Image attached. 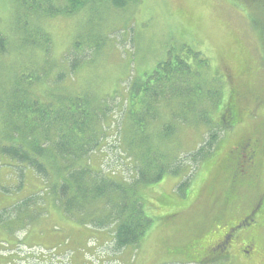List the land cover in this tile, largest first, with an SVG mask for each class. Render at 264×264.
<instances>
[{
    "label": "trees",
    "instance_id": "trees-1",
    "mask_svg": "<svg viewBox=\"0 0 264 264\" xmlns=\"http://www.w3.org/2000/svg\"><path fill=\"white\" fill-rule=\"evenodd\" d=\"M101 1L113 3L115 8L123 9L131 0H14L16 13L19 15L14 29L26 33L33 26L32 22L40 21V24L60 15L73 16L90 3ZM257 2L263 10V26L259 38L264 41V0H251L250 3ZM33 29L41 34V38L26 37L24 41L20 37L18 48L25 51L28 45V50L38 49L40 55L48 57L50 33L43 31L40 26ZM23 32L21 33L25 37ZM12 39V34L0 33V178L8 181L19 174L24 184L26 175L30 174L34 179L33 186L39 185L42 189L38 194L32 193L13 204L4 195V192H11L10 187H0V200L8 198L7 201H10L9 206L0 213V226L6 234L16 232L11 227L16 220L23 222L21 228L28 226L24 218L31 217L34 213L32 210L30 213L26 212L30 209L29 203L42 194L41 197L45 198L47 195L46 201H50L51 205H54L52 201L55 202L62 214L76 225L113 231L112 242L116 250L139 247L156 221L177 219L191 207L185 206L180 211L171 210L165 216L162 213L154 217L141 190L159 184L166 175H181L183 166L178 165L181 162L178 163L177 155L183 150V142L179 141L182 137L179 136L175 143L172 140L181 130H193L197 126L191 128L190 125L200 120L208 125L209 135L201 147H198L200 143L196 146L188 144L192 147L187 152L191 154L189 159L192 161L188 169L193 172L191 167L213 162L210 179L203 185L202 192H205L207 198L204 197L203 200L206 207H209L208 200L213 201L215 206L219 205L215 207V228L226 231L233 226H240L234 232L235 237H239L247 228L252 230L256 227L258 234H252V239L262 242L264 236L260 229L264 224V126L259 129L247 126L249 124L245 123L246 109L243 105L245 98L253 100L252 97H255L260 106L264 103L262 95L233 89L230 100L220 114L222 122L217 125L208 108L198 112V101L205 94L203 81L199 82L200 85L195 84L198 90L196 94L173 92L175 85L178 84L175 89L183 87L186 75L193 77L194 74L190 61L177 56L174 60L160 62L144 83L133 81L125 87L127 92L119 95L116 92L113 97L98 99L91 93H82L84 90H74L76 88L72 87L68 89V80L74 77L88 58L92 57L93 60L103 45H90L88 49L91 54L86 56L88 49H82V43L76 40L66 58L67 63L64 66L57 63V69L60 70L58 73L54 74L57 69L52 64L44 73L39 72L38 66L23 68L20 65L15 70L10 69L8 76L3 58L10 54ZM191 53L196 55L195 52ZM197 62L200 63V60L197 59ZM201 63L206 64L203 61ZM167 88L172 92H167ZM209 92H213V88ZM217 92L221 90L217 89ZM116 98L122 99L112 102ZM222 99L223 96L217 103H221ZM182 100L186 102L181 103ZM174 105H178L179 109L174 111ZM166 107H169V115H165ZM117 110L121 115V123L126 121L125 149L122 147L121 150L120 145H117L120 144L118 141L120 142L123 130L120 124L114 135V150L119 152L118 156L129 173V180L120 174L105 172L101 163L104 162L101 159L106 158L104 149L111 144L108 141L109 132L115 128L113 116ZM253 111L257 114L256 108ZM239 125L248 130L237 133L234 143L215 158L219 136L226 128L236 130ZM245 151L257 156L255 163L249 166L251 168H247L249 171L241 168V156ZM190 179L178 184L179 191L186 190ZM241 193L247 196L246 206L237 204L236 198ZM246 211L254 212L253 220L249 216L244 217ZM6 216L8 217L4 218ZM195 219L187 222L185 230L189 237L185 244L199 242L200 230L195 232L194 227L205 220ZM185 244L169 247L168 251L172 250L177 256H181L186 248ZM256 248L257 243H254L248 249L252 254L256 253ZM179 259L185 263L190 261L185 257Z\"/></svg>",
    "mask_w": 264,
    "mask_h": 264
},
{
    "label": "rangeland",
    "instance_id": "rangeland-1",
    "mask_svg": "<svg viewBox=\"0 0 264 264\" xmlns=\"http://www.w3.org/2000/svg\"><path fill=\"white\" fill-rule=\"evenodd\" d=\"M249 1L131 0L123 9L115 8L113 3L101 1L90 3L73 16L60 15L40 24V21L32 22L34 24L31 29L24 33L14 29L19 18L14 0H0V33L13 35L10 54L3 58L5 71L10 76L9 70H15L21 65L23 68L38 66L39 72L44 73L51 64L57 69L59 65L67 63L66 58L76 40L82 43V49H88L90 45L97 46L98 43L103 45L101 51L93 60L92 57L88 58L74 77L68 80V89L72 87L76 88L74 90H84L82 93H91L102 99L113 97L116 92L117 95L127 92L125 87L133 81L144 83L160 62L182 56L190 61L194 74L193 77L186 75L183 87L175 89L177 84L173 92L196 94L198 90L195 84L200 85L199 82L203 81L205 94L198 101V112L208 108L215 123L220 125V114L230 100L233 89L251 91L264 98V41L259 38L263 26V10L259 2L256 4ZM36 26L43 27V31L51 35L48 57L40 55L38 49H35L38 52L28 50V45L25 51L18 48L20 37L24 41L26 37L41 38V34L33 29ZM191 52L196 53L200 63ZM89 54L88 49L86 56ZM202 61L206 64L201 63ZM59 71L57 69L54 74ZM211 88L213 92H209ZM217 89L221 90L222 95ZM166 90L172 92L169 88ZM221 96L222 102L218 104ZM252 98L253 100L245 98L247 103L243 100L246 109L245 123L251 128L259 129L264 126V103L258 106L255 97ZM121 99L116 98L112 102H119ZM186 101L182 100L181 103ZM255 108L257 114L253 111ZM177 109L179 106L174 105L173 110ZM117 111L113 116L115 128L109 132L108 141L111 144L104 149L106 158L103 157L101 160L104 162L101 163L105 172L120 174L129 180V173L118 156L119 152L114 150V135L120 124L123 130L120 142L118 141L120 144L117 145H120L121 150L122 147L125 149L126 121L121 123V115ZM164 112L169 115V107L164 108ZM190 126L198 128L185 129V132L181 130L172 140L175 143L179 136L182 137L179 141L183 142V150L177 155L178 163L181 162L178 165L183 166L181 175H166L159 184L141 190L150 204L152 216L158 217L162 213L165 216L171 210L180 211L185 206H191L184 215L168 222L159 219L148 230L139 247H127L118 251L112 242L113 231L80 227L65 217L55 202L51 200L54 205L47 202V195L44 198L39 194L29 203L30 209L26 212L30 213L32 210L34 213L31 217L24 218L28 223L26 228H21L23 222L16 220L11 224L16 232L8 235L0 226V264H187L179 259L177 253L171 251L168 254V248L181 246L188 241L189 236L185 230L187 222L190 223L195 218L196 221L199 218H211L210 213L209 217L203 209L206 196L202 187L210 179L213 163L212 160L211 164L199 163L191 167L193 172L188 169L192 162L189 159L191 154L187 153L192 147L188 144L196 146L200 143L198 147H201L209 135L208 125L200 120ZM247 130L244 127L236 130L226 128L215 146V158L234 143L237 133ZM187 178H191L188 187L183 192L179 191L178 184ZM33 180L27 174L23 184L21 176L17 174L16 178L8 181L0 178V187H10L11 192L3 191L4 195L16 204L20 199L41 191V186H33ZM8 198L0 200V213L9 206ZM236 199L238 205L246 206L245 193H241ZM209 204L208 200V206ZM260 232L264 236V224ZM256 249L255 260L237 255L236 259L227 264H264V239L262 242L257 241Z\"/></svg>",
    "mask_w": 264,
    "mask_h": 264
},
{
    "label": "flooded vegetation",
    "instance_id": "flooded-vegetation-1",
    "mask_svg": "<svg viewBox=\"0 0 264 264\" xmlns=\"http://www.w3.org/2000/svg\"><path fill=\"white\" fill-rule=\"evenodd\" d=\"M238 128H242L241 125L236 127V129ZM241 157L243 163L241 168L249 171L247 168H251L249 166L255 163L257 156H254L250 151H245V154L242 153ZM240 171L243 172V170ZM209 203V207L206 208V205H203L204 208H202L206 210L208 215L210 213L211 218H204L205 221L197 223L194 227L195 232L198 229L200 230L198 232L199 242H193L194 244L188 242L185 244L186 248L180 257L190 259L187 264H217L221 262H226L227 264L232 262L234 258L236 259L237 255L252 257L251 259L255 260L257 252L251 254L248 248L257 243V241L252 239L254 233L258 234L257 228H252V230L249 228L247 230L244 229L245 231L239 237H235L234 232L236 231V227L239 229L240 226H233L226 231L215 228V207H219V205L216 204L215 206V203L211 200H209ZM252 215H254L253 211H246L244 217L249 216L253 220ZM194 240L198 241V239ZM171 251H168V254H171Z\"/></svg>",
    "mask_w": 264,
    "mask_h": 264
},
{
    "label": "bare ground",
    "instance_id": "bare-ground-1",
    "mask_svg": "<svg viewBox=\"0 0 264 264\" xmlns=\"http://www.w3.org/2000/svg\"><path fill=\"white\" fill-rule=\"evenodd\" d=\"M6 35V34H5ZM42 104V103H41ZM35 107H37V106H35ZM36 113V112H35ZM30 115V114H29ZM25 120V119H24ZM19 121V120H18ZM124 123V122H123ZM16 124H17V122H16ZM9 125V124H8ZM19 125V124H18ZM20 126V125H19ZM21 126H23V125H21ZM124 128V127H123ZM41 135V134H40ZM131 135V134H130ZM40 139V138H39ZM43 140V139H42ZM34 163V162H33ZM20 167V166H19ZM15 168H16V166H15ZM88 180V179H87ZM2 183V182H1ZM51 185V184H50ZM3 187V186H2ZM53 187H54V185H53ZM56 208V207H55ZM85 223V222H84Z\"/></svg>",
    "mask_w": 264,
    "mask_h": 264
}]
</instances>
